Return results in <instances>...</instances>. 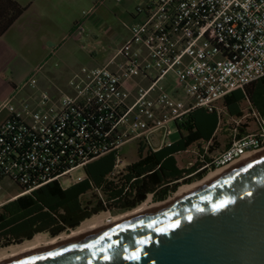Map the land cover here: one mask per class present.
Listing matches in <instances>:
<instances>
[{
	"label": "built area",
	"instance_id": "2783aa9c",
	"mask_svg": "<svg viewBox=\"0 0 264 264\" xmlns=\"http://www.w3.org/2000/svg\"><path fill=\"white\" fill-rule=\"evenodd\" d=\"M136 12L140 19L108 64L81 67L57 94L38 89L34 74L22 87L36 92L17 99L15 91L1 106L8 115L0 122V190L16 184L17 198L52 180L79 182L85 176L71 173L109 152H117L118 175L128 165L120 153L127 141L171 145L170 123L199 106L221 113L225 96L264 76V0H147ZM83 23L74 32L82 35ZM170 73L181 95L166 88ZM260 130L206 167L263 148Z\"/></svg>",
	"mask_w": 264,
	"mask_h": 264
},
{
	"label": "water",
	"instance_id": "95a60500",
	"mask_svg": "<svg viewBox=\"0 0 264 264\" xmlns=\"http://www.w3.org/2000/svg\"><path fill=\"white\" fill-rule=\"evenodd\" d=\"M0 264H264V150L164 205Z\"/></svg>",
	"mask_w": 264,
	"mask_h": 264
},
{
	"label": "trees",
	"instance_id": "16d2710c",
	"mask_svg": "<svg viewBox=\"0 0 264 264\" xmlns=\"http://www.w3.org/2000/svg\"><path fill=\"white\" fill-rule=\"evenodd\" d=\"M24 10L15 0H0V34L5 33ZM246 102L264 127V76L225 96L222 107L230 117L241 119ZM221 120L222 112L196 107L175 121L178 136L171 145L155 151L139 143L138 160L128 164L118 175L112 174L117 152H109L88 163L85 177L79 182L64 187L59 180H52L8 201L0 207V238L4 246L21 243L41 232L56 236L76 228L102 210L132 209L151 193L159 200L164 199L180 184L189 182L193 174L204 175L209 170L206 165L211 161V153L222 149L223 145L226 150L235 139L249 135L247 125L238 123L228 126L231 134L222 141L217 132ZM202 143L207 144V149L200 150L199 161L189 168H181L176 155ZM216 168L212 165L210 170ZM89 191L101 192L103 196L95 201L90 199L84 205L81 196Z\"/></svg>",
	"mask_w": 264,
	"mask_h": 264
},
{
	"label": "crops",
	"instance_id": "0c3cea01",
	"mask_svg": "<svg viewBox=\"0 0 264 264\" xmlns=\"http://www.w3.org/2000/svg\"><path fill=\"white\" fill-rule=\"evenodd\" d=\"M15 1L24 6L25 10L5 33L0 34V105H3L15 91L17 99L36 92L30 87H22L34 74L38 89H47L57 94L69 90V79L81 67H99L110 62L111 59L108 60V57L99 60L98 55L91 52L88 61L79 64L75 54L78 41L82 40L83 34L74 32V26L78 22H85L84 12L93 8L96 0ZM102 1L93 12L104 4L105 0ZM124 1L118 2L123 3L120 10L128 16V21L140 19L136 10L144 6L147 0H126L125 3ZM129 37L130 27L118 40L117 51ZM173 93L181 95L175 89ZM7 115V110H1L0 122ZM154 140L157 143L160 137L155 136ZM155 143L153 146H157ZM152 149L156 151L160 148ZM70 185L72 184L66 187Z\"/></svg>",
	"mask_w": 264,
	"mask_h": 264
},
{
	"label": "rangeland",
	"instance_id": "374dc122",
	"mask_svg": "<svg viewBox=\"0 0 264 264\" xmlns=\"http://www.w3.org/2000/svg\"><path fill=\"white\" fill-rule=\"evenodd\" d=\"M121 4L123 3L118 2L117 0H105L104 4L100 6L95 12H91V13L84 15L86 16V18L84 20L85 22L83 23V29H84L83 38L82 40L78 41V44L75 50V54L78 58L79 64L86 63V61H88L89 59V54L91 52H95L98 55L99 60H102L107 57H108V60H110L116 55L117 48L119 47L118 40L122 37L123 34L129 31V27H131V25L137 23L139 20L138 19V20H133L132 22H129L128 16L123 11L120 10ZM87 11H91V10H87ZM174 81H175V76L173 73L168 74V76L164 80V84L169 91H173L174 86H175ZM1 106L2 104L0 105V107ZM219 106L222 107V102L219 103ZM243 110H244V116L241 119H236V118L230 117L223 109L222 120H221V123L217 131L222 141H224L225 138H227V136H230L231 134L230 130H228V126H233L234 124L239 123V124L247 125V132L249 134L258 133L261 131L260 123L256 115L252 112V109L248 102L243 104ZM170 131L171 132H170L169 137L171 139H176L178 134H177V129L174 123H170ZM201 149L206 150L207 144L205 143H202L201 145L195 144L191 146L188 149V151L182 154H179L177 156L178 165L181 168H185V169L193 166L200 159ZM223 150H224V145L222 149L215 150L213 153L210 154V156H215L223 152ZM120 153L126 159V164H130L134 160H136L138 158L137 140L133 139V140L127 141L121 147ZM226 165H223V166H226ZM209 171H212V170L209 169L205 174H207ZM204 175L199 177L196 174H193L190 177L189 182L198 180L202 178ZM71 176L73 179H77L79 176L84 177L85 170L84 169L74 170L71 173ZM70 182H71L70 180L67 181V179L64 178L62 184L64 187H66L68 184H70ZM9 183H10L9 181H5L4 189L0 190V207L3 204L7 203L9 200L15 199L14 196L22 191V189L16 184H9ZM175 191L170 192L165 198H167L169 195H171ZM100 196H103L101 192L89 191L81 196V201L85 205L88 200L92 199L95 201L96 198ZM148 197H151L154 201L163 200V199H160V200L157 199L156 195L153 193L149 194L147 198ZM132 209L115 208V209H110V210H102L98 213L93 214L92 216L102 213V212L107 213L109 216H115V215H119L121 213L130 211ZM92 216H90L89 218H91ZM72 229L74 228H69L62 232H68ZM41 233H45V234L48 233L47 235L52 236L49 232H41ZM0 247H5L4 240L2 238H0Z\"/></svg>",
	"mask_w": 264,
	"mask_h": 264
},
{
	"label": "bare ground",
	"instance_id": "6f19581e",
	"mask_svg": "<svg viewBox=\"0 0 264 264\" xmlns=\"http://www.w3.org/2000/svg\"><path fill=\"white\" fill-rule=\"evenodd\" d=\"M264 150L263 148H259L256 150H251L245 153L242 157L235 159L234 161L228 163V165L223 167H218L212 171H209L207 174H205L202 178L195 180L193 182L185 183L180 185L177 190L169 195L167 198L160 200V201H154L151 197H148L143 203L138 205L137 207L133 208L130 211H127L125 213H121L119 215L115 216H109L107 213H99L91 218H88L84 220L80 225H78L76 228L68 231V232H62L59 235L56 236H49L45 233H38L33 238L25 240L18 244H12L5 247H0V262H3L5 260L14 258L16 256L25 254L27 252L52 245L79 235H82L84 233L93 231L95 229L104 227L106 225H109L111 223L117 222L119 220H122L124 218L130 217L132 215L138 214L140 212L164 205L182 193H185L187 191H190L208 181L213 179L215 176L220 174L222 171L227 169L228 167L244 160L245 158L252 156L258 152H261Z\"/></svg>",
	"mask_w": 264,
	"mask_h": 264
},
{
	"label": "snow or ice",
	"instance_id": "6c2138e0",
	"mask_svg": "<svg viewBox=\"0 0 264 264\" xmlns=\"http://www.w3.org/2000/svg\"><path fill=\"white\" fill-rule=\"evenodd\" d=\"M225 205L224 204H221V205H219V207H224ZM138 258V257H137Z\"/></svg>",
	"mask_w": 264,
	"mask_h": 264
}]
</instances>
